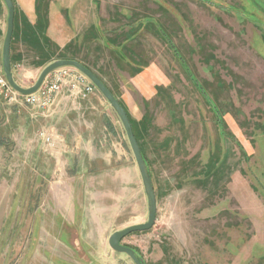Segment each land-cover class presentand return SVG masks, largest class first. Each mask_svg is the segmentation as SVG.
<instances>
[{"label":"rangeland","instance_id":"374dc122","mask_svg":"<svg viewBox=\"0 0 264 264\" xmlns=\"http://www.w3.org/2000/svg\"><path fill=\"white\" fill-rule=\"evenodd\" d=\"M13 2L19 86L74 60L128 114L158 211L121 244L146 264H264V0ZM62 89L47 109L0 91V264H134L108 245L148 221L126 132L98 90Z\"/></svg>","mask_w":264,"mask_h":264},{"label":"water","instance_id":"95a60500","mask_svg":"<svg viewBox=\"0 0 264 264\" xmlns=\"http://www.w3.org/2000/svg\"><path fill=\"white\" fill-rule=\"evenodd\" d=\"M7 12H8V19H7V31L6 35L4 36V43H3V49L2 51V63L3 69L6 75V79L12 88L14 92L21 96H30L38 93L44 85L46 79L48 78L49 74H52L53 72L62 69V68H73L80 72V74H83L86 76L90 82L96 87V89L99 91V93L104 97L103 99L108 102L113 112L117 114L118 118L121 121V125L123 126L126 136L129 141L131 152H133L136 164L138 167V170L140 172V175L142 178L144 191L147 197V204H148V221L146 223L140 224V225H134L130 226L128 228L122 229L120 231H117L113 233L109 238V247L116 253L120 254H126L127 257H129L134 264H146L144 260L138 256L136 251L130 247L122 245V241L138 232H147L150 231L151 228L154 227L156 222V215L158 211L157 206V198H156V191L154 190V184L151 177V172L149 169V165L147 164V161L145 159V156L143 154V151H141L140 144L138 140L135 138V134L133 131V127L131 125V121L128 117L127 112H125L124 107L121 105L118 99H116V96L111 92V90L106 87L105 83L96 75L93 71H91L89 68L81 64L80 62L74 61V60H57L49 64L39 75V78L35 85L30 88H23L19 86V84L16 82L13 72V65L12 59H11V47H12V36L14 34V28H15V4L13 0H3Z\"/></svg>","mask_w":264,"mask_h":264},{"label":"built area","instance_id":"2783aa9c","mask_svg":"<svg viewBox=\"0 0 264 264\" xmlns=\"http://www.w3.org/2000/svg\"><path fill=\"white\" fill-rule=\"evenodd\" d=\"M0 61V91L7 95H12L14 98H20L21 102L27 103L30 106L39 109H47L52 107L57 101L59 95L63 91L62 87L65 83L69 85L71 92L73 91L79 97L86 99L97 92L96 87L89 81V79L80 74L79 71L71 68H62L49 75L41 90L30 96H21L14 92L10 87L3 65ZM40 141L45 145L52 147L55 145L53 137L46 132L39 134Z\"/></svg>","mask_w":264,"mask_h":264},{"label":"crops","instance_id":"0c3cea01","mask_svg":"<svg viewBox=\"0 0 264 264\" xmlns=\"http://www.w3.org/2000/svg\"><path fill=\"white\" fill-rule=\"evenodd\" d=\"M32 10H33V9H32ZM32 10H30V11L32 12ZM118 52H119V48H118ZM78 61H79V60H78ZM80 63H81V62H80ZM81 64H82V63H81ZM84 66H85V65H84ZM87 68H88V66H87ZM89 69H90V68H89ZM146 70H147L146 72H147L148 75H149V72H148L149 70H148V69H146ZM103 98H104V97H103Z\"/></svg>","mask_w":264,"mask_h":264},{"label":"trees","instance_id":"16d2710c","mask_svg":"<svg viewBox=\"0 0 264 264\" xmlns=\"http://www.w3.org/2000/svg\"><path fill=\"white\" fill-rule=\"evenodd\" d=\"M39 11V10H38ZM39 13H40V11H39ZM38 24V23H37ZM40 25V24H39ZM144 154V153H143ZM145 156V155H144ZM145 159H146V157H145ZM147 161V160H146Z\"/></svg>","mask_w":264,"mask_h":264}]
</instances>
